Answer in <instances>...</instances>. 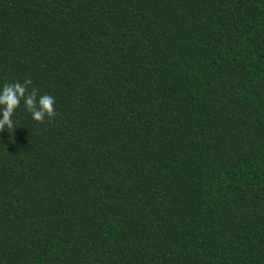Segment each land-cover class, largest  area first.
I'll use <instances>...</instances> for the list:
<instances>
[{
	"label": "trees",
	"instance_id": "16d2710c",
	"mask_svg": "<svg viewBox=\"0 0 264 264\" xmlns=\"http://www.w3.org/2000/svg\"><path fill=\"white\" fill-rule=\"evenodd\" d=\"M0 264H264V0H0Z\"/></svg>",
	"mask_w": 264,
	"mask_h": 264
},
{
	"label": "clouds",
	"instance_id": "9594fccd",
	"mask_svg": "<svg viewBox=\"0 0 264 264\" xmlns=\"http://www.w3.org/2000/svg\"><path fill=\"white\" fill-rule=\"evenodd\" d=\"M32 80L0 84V132L5 129L14 130L16 125L13 117L23 103L24 110L33 121L43 123L56 116V98L50 94H39L38 90L29 86Z\"/></svg>",
	"mask_w": 264,
	"mask_h": 264
}]
</instances>
